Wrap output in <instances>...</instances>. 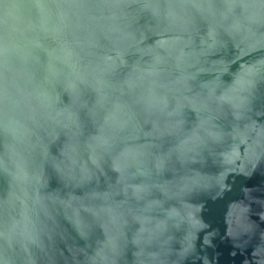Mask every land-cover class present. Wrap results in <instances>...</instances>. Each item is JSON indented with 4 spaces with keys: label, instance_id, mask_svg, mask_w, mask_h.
<instances>
[{
    "label": "water",
    "instance_id": "obj_1",
    "mask_svg": "<svg viewBox=\"0 0 264 264\" xmlns=\"http://www.w3.org/2000/svg\"><path fill=\"white\" fill-rule=\"evenodd\" d=\"M0 264H264V0H0Z\"/></svg>",
    "mask_w": 264,
    "mask_h": 264
}]
</instances>
